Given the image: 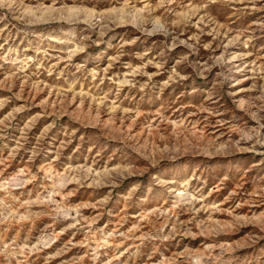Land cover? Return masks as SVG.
I'll list each match as a JSON object with an SVG mask.
<instances>
[{"label":"rangeland","instance_id":"374dc122","mask_svg":"<svg viewBox=\"0 0 264 264\" xmlns=\"http://www.w3.org/2000/svg\"><path fill=\"white\" fill-rule=\"evenodd\" d=\"M0 264H264V0H0Z\"/></svg>","mask_w":264,"mask_h":264}]
</instances>
